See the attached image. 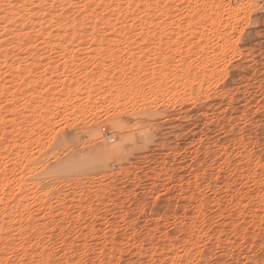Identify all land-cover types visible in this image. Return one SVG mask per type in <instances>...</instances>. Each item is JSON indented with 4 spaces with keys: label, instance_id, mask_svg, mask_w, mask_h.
<instances>
[{
    "label": "rangeland",
    "instance_id": "374dc122",
    "mask_svg": "<svg viewBox=\"0 0 264 264\" xmlns=\"http://www.w3.org/2000/svg\"><path fill=\"white\" fill-rule=\"evenodd\" d=\"M0 264H264V0H0Z\"/></svg>",
    "mask_w": 264,
    "mask_h": 264
}]
</instances>
